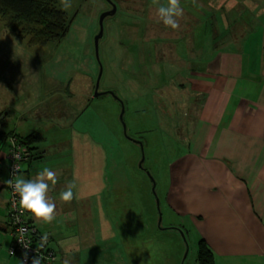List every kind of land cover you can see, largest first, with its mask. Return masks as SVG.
<instances>
[{
	"label": "rangeland",
	"instance_id": "obj_1",
	"mask_svg": "<svg viewBox=\"0 0 264 264\" xmlns=\"http://www.w3.org/2000/svg\"><path fill=\"white\" fill-rule=\"evenodd\" d=\"M113 1L118 12L104 22L99 58L95 38L100 16L112 9L107 0H70L61 42H37L0 11L6 133L24 134L27 119L54 127V139L67 131L75 144L71 236L77 246L89 241L100 249L89 250L82 264H199L196 232L168 212L165 200L169 164L186 128L175 74L207 62L229 34L249 50L260 44L264 0H181L182 30L158 23L151 0ZM101 72L99 90L109 93L94 98Z\"/></svg>",
	"mask_w": 264,
	"mask_h": 264
},
{
	"label": "crops",
	"instance_id": "obj_2",
	"mask_svg": "<svg viewBox=\"0 0 264 264\" xmlns=\"http://www.w3.org/2000/svg\"><path fill=\"white\" fill-rule=\"evenodd\" d=\"M237 38L229 34L226 44H215L217 50L207 62L188 65L186 61L188 66L175 74L181 79L186 128L179 139L178 157L169 164L165 200L168 212L205 241L214 264H264V33L260 44L250 50ZM0 101V264H21L18 256L9 254L12 235L6 181L10 173L4 152L13 132L6 133L4 120L9 112L4 108L9 105ZM24 120L27 127L21 136L38 131L45 142L33 146L36 151L24 163L22 175L34 178L47 166L57 173L58 181L49 192L56 204V219L45 224L34 221L29 213L28 217L40 235L50 239L58 254L55 264L85 263L91 258L89 250L100 249L89 241L75 245L71 231L76 196L70 203L59 199L67 184L77 181L75 144L67 142V131L54 139L50 131L54 127H37Z\"/></svg>",
	"mask_w": 264,
	"mask_h": 264
},
{
	"label": "clouds",
	"instance_id": "obj_3",
	"mask_svg": "<svg viewBox=\"0 0 264 264\" xmlns=\"http://www.w3.org/2000/svg\"><path fill=\"white\" fill-rule=\"evenodd\" d=\"M151 5L155 7V16L158 23H163L165 27L172 30L180 29V20L184 16V8L181 0H166L161 3L160 0H151ZM61 10L66 11L71 7L70 0H60ZM27 154L26 148H21L17 153L13 154L15 160H20ZM18 164L14 166L12 178L6 181L15 195L19 197V212L23 215L29 213L36 222L45 224L51 223L56 219V204L49 196L52 186L57 181V173L45 166L40 170L34 178L26 179L22 174ZM77 188L75 179L69 182L65 189L59 193V199L62 202L70 203L76 196L74 190ZM47 241V234L41 238L40 247H43ZM25 248L28 247L23 240L20 241ZM25 260L27 254L25 253ZM42 257L36 255L32 259V264H41ZM23 264V262H21ZM67 264V261H65Z\"/></svg>",
	"mask_w": 264,
	"mask_h": 264
},
{
	"label": "trees",
	"instance_id": "obj_4",
	"mask_svg": "<svg viewBox=\"0 0 264 264\" xmlns=\"http://www.w3.org/2000/svg\"><path fill=\"white\" fill-rule=\"evenodd\" d=\"M0 11L12 16L37 42H61L69 32L71 21L67 12L61 10L60 0H0ZM9 135L8 138L16 136L25 145L27 160L36 151L33 146L43 138L38 131L23 136L15 132ZM198 247V263L214 264V255L204 240H199Z\"/></svg>",
	"mask_w": 264,
	"mask_h": 264
},
{
	"label": "built area",
	"instance_id": "obj_5",
	"mask_svg": "<svg viewBox=\"0 0 264 264\" xmlns=\"http://www.w3.org/2000/svg\"><path fill=\"white\" fill-rule=\"evenodd\" d=\"M22 147L26 148L18 137L12 136L9 138V149L6 152L5 159L8 163L10 179L12 178L14 166L16 164L20 167V174L23 172V164L27 160V156L24 155L20 160H15L13 157V154L17 153ZM2 153V149H0V159L2 158ZM8 190L10 199L7 217L13 239L9 254L20 257L23 264H32V259L36 255L42 257L41 264H55L58 255L55 249L52 248L50 239L47 237L44 246L40 247L41 238L43 236L40 235L37 227L30 221L27 212L23 215L20 214L18 205L19 197L13 193L10 187H8ZM21 240L28 245L27 248L23 246L20 242ZM25 253L27 254V260H25Z\"/></svg>",
	"mask_w": 264,
	"mask_h": 264
},
{
	"label": "water",
	"instance_id": "obj_6",
	"mask_svg": "<svg viewBox=\"0 0 264 264\" xmlns=\"http://www.w3.org/2000/svg\"><path fill=\"white\" fill-rule=\"evenodd\" d=\"M109 3L112 4V9L111 10H107L104 13H102V15L100 16L99 19V23H100V31L98 33V35L95 38V49H96V54L97 57L99 58V43H100V39L103 37L104 35V22L108 17L114 16L116 15V13L118 12V6L112 1V0H107ZM101 76H102V72L100 73L96 86H95V93H94V98H98L104 94H106V92H100V81H101ZM124 111L121 115V119L123 120V116H124ZM143 164V163H142ZM141 164V166H142ZM156 185V184H155Z\"/></svg>",
	"mask_w": 264,
	"mask_h": 264
},
{
	"label": "flooded vegetation",
	"instance_id": "obj_7",
	"mask_svg": "<svg viewBox=\"0 0 264 264\" xmlns=\"http://www.w3.org/2000/svg\"><path fill=\"white\" fill-rule=\"evenodd\" d=\"M113 1V0H112ZM108 2V1H107ZM114 2V1H113ZM109 3V2H108ZM116 5H117V3L116 2H114ZM109 5L112 7V4L111 3H109ZM118 6V5H117ZM111 10V9H110ZM185 11H187L186 9H184ZM182 21H183V19L180 21V24L182 25ZM181 27V26H180ZM180 30H182L181 28H180ZM179 46H181V45H179ZM183 46V45H182Z\"/></svg>",
	"mask_w": 264,
	"mask_h": 264
}]
</instances>
